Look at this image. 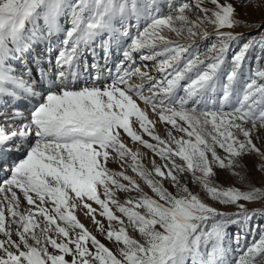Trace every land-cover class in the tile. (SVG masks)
I'll return each mask as SVG.
<instances>
[{
	"label": "snow or ice",
	"instance_id": "6c2138e0",
	"mask_svg": "<svg viewBox=\"0 0 264 264\" xmlns=\"http://www.w3.org/2000/svg\"><path fill=\"white\" fill-rule=\"evenodd\" d=\"M0 264H264V0H0Z\"/></svg>",
	"mask_w": 264,
	"mask_h": 264
},
{
	"label": "rangeland",
	"instance_id": "374dc122",
	"mask_svg": "<svg viewBox=\"0 0 264 264\" xmlns=\"http://www.w3.org/2000/svg\"><path fill=\"white\" fill-rule=\"evenodd\" d=\"M253 20H259L260 19V15H259V12H254L252 14V17H251ZM41 25L43 24V20L40 21ZM61 23L63 24L64 21L63 19L61 20ZM237 31H243V32H248L250 31V29L248 28H237L236 29ZM129 146H131V143L129 141ZM151 158V153H149V155L145 158V163L147 164V161ZM157 162H159L158 158H157ZM112 167L115 169L116 168V165L113 164ZM129 174H131V172H129ZM251 183H254L256 186H259L260 185V182H261V173L259 172V170H257L256 172H254L252 175H251V180H250ZM216 183L218 184H221L223 186H235V187H238V188H241L242 190H246L247 187H248V183L249 181H245V182H241L239 180L238 177H234V176H231V175H228V174H224V173H221L220 177L218 178V180L216 181ZM145 190H148L145 186ZM124 199H127V196H124L123 197ZM95 207V205H93ZM77 214H78V218H80L82 220V222H84L88 227H92L91 223L89 222V220L83 216L82 213L79 212V210H77ZM249 239H252V237H249ZM106 244H108L109 247H111V243L108 242V241H104Z\"/></svg>",
	"mask_w": 264,
	"mask_h": 264
}]
</instances>
